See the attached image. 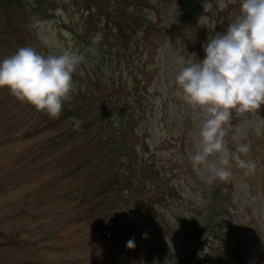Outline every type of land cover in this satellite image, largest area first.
<instances>
[{
  "label": "rangeland",
  "instance_id": "374dc122",
  "mask_svg": "<svg viewBox=\"0 0 264 264\" xmlns=\"http://www.w3.org/2000/svg\"><path fill=\"white\" fill-rule=\"evenodd\" d=\"M127 1L0 0L5 3L0 8V61L24 46L42 55L77 47L74 53L79 55L84 52L79 34L83 40L107 37L114 56L97 62L101 72L90 73L94 79L79 64L78 74L72 76L71 99L64 106L73 111L75 106L90 104L86 94L96 90L99 76L103 94L119 84L136 82L141 89L146 85L147 90L142 91L146 120L140 122L138 134L132 130L130 159L155 158L159 167H164L169 188L177 190L164 205L182 211L190 223L198 219L199 225L204 224L216 213V229L213 226V233L206 232L215 237L184 262L192 258L187 264H264V105L255 112L234 111V123L226 126L224 137L232 153L240 144L248 146L247 154H237L252 162L254 169H241L232 159L230 178L213 179L206 167H193L190 157L196 152L202 119L176 95L175 86V76L187 59L195 54L202 61L209 37L225 33L237 18L241 0H149L147 6L140 4L126 11L137 23L120 15L121 10L125 13L121 7ZM113 6L121 9L115 13L110 10ZM30 7H40L42 14L29 17ZM144 19L165 29L139 43L129 67L116 53L120 49L114 37L125 32L120 33L115 25L123 31L131 27L130 39L135 43L142 35L139 29ZM141 54L142 58L149 56L142 60ZM89 60H93L90 53ZM129 68L134 69L136 81ZM153 68H159V76ZM71 113L65 112L68 116L51 125L48 115L0 89V264H166L169 258H179L171 246L179 235L161 233L167 229L155 223L161 216L150 213L141 222L144 218L140 214L149 209L140 200L148 195L156 199L153 190L132 187L130 199L135 200L120 202L126 203V210L109 215L106 203L118 201H104L100 209L103 219L89 216L88 207L96 201H88L87 193L105 171L97 160L83 162L88 147L78 152L71 142L69 156L54 145L55 137L75 121ZM79 120L91 122L90 137L97 134L92 115L83 114ZM145 138L148 145L142 142ZM217 159L210 157L213 162ZM124 171L129 174L128 168ZM141 176L149 177V172L144 170ZM79 193L86 196L80 198ZM164 210L176 221L170 208ZM121 222L139 226L138 239L132 240L135 246L126 252L122 239L109 235ZM115 230L125 237L132 234L124 225Z\"/></svg>",
  "mask_w": 264,
  "mask_h": 264
},
{
  "label": "clouds",
  "instance_id": "9594fccd",
  "mask_svg": "<svg viewBox=\"0 0 264 264\" xmlns=\"http://www.w3.org/2000/svg\"><path fill=\"white\" fill-rule=\"evenodd\" d=\"M203 47V60L192 54L176 74V95L202 119L196 152L190 157L193 167H206L213 179L227 180L232 159L241 169L255 167L239 155L248 153L246 144L232 153L224 137L233 111L255 112L264 105V0H241L240 14L226 32L210 36ZM81 61L68 50L42 55L32 47H20L0 61V89L58 119L71 99L72 76ZM210 157L218 159L213 162ZM134 246L129 240L127 247Z\"/></svg>",
  "mask_w": 264,
  "mask_h": 264
},
{
  "label": "trees",
  "instance_id": "16d2710c",
  "mask_svg": "<svg viewBox=\"0 0 264 264\" xmlns=\"http://www.w3.org/2000/svg\"><path fill=\"white\" fill-rule=\"evenodd\" d=\"M4 4L5 3L0 2V5L3 6ZM116 29L120 33L125 32L121 34V36L115 35L118 37H114L120 49L116 51V53L119 57L125 59L130 67L133 63L131 55L134 48L139 45L141 37L134 43L130 39L131 27H128L125 31L121 30V26H117ZM143 29L147 34L150 31L149 28ZM153 29L155 28L151 30ZM139 30L141 31L142 29L140 28ZM77 38L84 46L82 49L84 52H81L82 54L79 53L82 57L80 65H84L86 75L94 79L90 73L92 74L93 72V74L97 75V72H101L97 62L109 60L114 56L115 51L111 50V43H105L99 39L83 40L80 34ZM76 48L77 47H73L72 52H75ZM89 53L93 57V60H89ZM49 54L50 52L45 53V55ZM91 63L94 64L90 65ZM78 71L79 70H76L75 74H78ZM133 72L134 69L129 68L128 73ZM131 77L133 81H136L134 73ZM95 85L96 90L86 94V98L90 100V104L75 106L73 111L72 109L68 110L66 106H64L59 119H52L49 121L51 125H54L59 122V120L68 116L65 115V112H72L71 114H74L73 117L75 121L69 124V126H66L64 133L55 137L56 141L54 145L59 150L64 149L69 156L70 154L67 150H71L69 146L71 142L75 144L74 148L78 152L80 148L84 146L88 147L89 154L83 162L90 163L93 160H97L96 163L100 166L101 171H105V174H103L104 176L97 179L87 193L91 201H96L94 204H90V216L92 217L96 213L101 201H133L130 199L132 194L131 187H133V185H135L134 189L136 191L143 190L146 192L147 190H153L156 199H151L150 195L147 194L148 198L140 201L145 203L148 209L156 214L157 218L161 216L158 221H155L156 224L163 225L167 228L161 230V233L165 232L179 235L178 240L173 242L171 246L173 249H176V251H180L181 255L179 258H169L166 264H187L192 259L190 258L184 262L185 258L189 255V249L191 253L192 250L206 245L208 241L215 237L207 235L206 232L210 231L213 233V230L216 229L213 224L216 213L211 220L199 225L197 223L198 219L190 223L187 217L185 218V216H182V211L175 210L172 206H165L164 208L171 209V214L176 218V221L173 220L171 216H168L165 210L160 206L153 205L152 201H167L169 196H171V191L166 189L162 182L164 175L161 174L158 163L154 159H152V161L144 160L143 156L139 157V161L132 162L130 159L134 145L131 144L133 140V136H130L133 135L132 130H135V134H138L140 122L143 119L146 120V108L143 106L144 99L142 93V91L144 92L146 90V87L144 85L141 89L136 82L129 86L124 83L114 86L109 93L103 94L100 93L102 85L100 76ZM146 100L148 99L146 98ZM83 114L92 115L94 122L97 123L96 128L98 132L93 137H90L92 134L90 131L91 122L87 120L77 121L79 116ZM77 122H79L78 128L76 126ZM127 165H129V167H127ZM78 168L79 166L77 165V169ZM124 168L129 169V174L125 173ZM144 169L149 172L148 181L141 177ZM216 194L217 192L215 191L214 196L217 198ZM78 196L83 198L86 194L79 193ZM218 208L220 211V204ZM213 226L215 228L211 230Z\"/></svg>",
  "mask_w": 264,
  "mask_h": 264
}]
</instances>
